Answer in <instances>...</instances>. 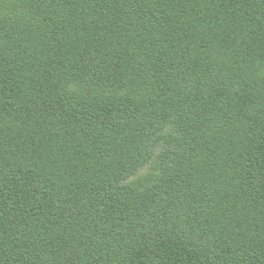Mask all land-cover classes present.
<instances>
[{
	"label": "trees",
	"instance_id": "trees-1",
	"mask_svg": "<svg viewBox=\"0 0 264 264\" xmlns=\"http://www.w3.org/2000/svg\"><path fill=\"white\" fill-rule=\"evenodd\" d=\"M4 1L0 264H264V0Z\"/></svg>",
	"mask_w": 264,
	"mask_h": 264
},
{
	"label": "rangeland",
	"instance_id": "rangeland-1",
	"mask_svg": "<svg viewBox=\"0 0 264 264\" xmlns=\"http://www.w3.org/2000/svg\"><path fill=\"white\" fill-rule=\"evenodd\" d=\"M2 2H5L4 0H1ZM77 88L76 86H73L71 89ZM172 129L170 126H166L163 128L161 133H159L154 139H152V145H154L153 148V160L152 163L149 165H145L143 168L138 170L133 176H131L127 183L134 184V185H145L151 180V175H153L154 171H152V167H154V164H156V157L159 155L162 150L165 148L164 141L162 140L167 134H171Z\"/></svg>",
	"mask_w": 264,
	"mask_h": 264
}]
</instances>
